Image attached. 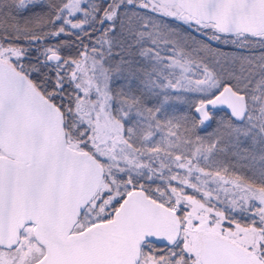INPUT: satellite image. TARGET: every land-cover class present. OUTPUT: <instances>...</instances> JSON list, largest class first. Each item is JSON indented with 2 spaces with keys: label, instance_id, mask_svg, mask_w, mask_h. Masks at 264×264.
Listing matches in <instances>:
<instances>
[{
  "label": "snow or ice",
  "instance_id": "obj_1",
  "mask_svg": "<svg viewBox=\"0 0 264 264\" xmlns=\"http://www.w3.org/2000/svg\"><path fill=\"white\" fill-rule=\"evenodd\" d=\"M0 264H264V0H0Z\"/></svg>",
  "mask_w": 264,
  "mask_h": 264
}]
</instances>
